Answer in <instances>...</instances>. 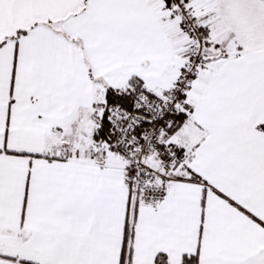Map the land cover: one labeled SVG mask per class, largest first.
Segmentation results:
<instances>
[{"label": "snow or ice", "instance_id": "obj_1", "mask_svg": "<svg viewBox=\"0 0 264 264\" xmlns=\"http://www.w3.org/2000/svg\"><path fill=\"white\" fill-rule=\"evenodd\" d=\"M0 264H264V0H0Z\"/></svg>", "mask_w": 264, "mask_h": 264}]
</instances>
